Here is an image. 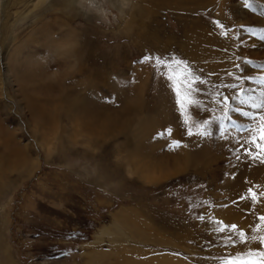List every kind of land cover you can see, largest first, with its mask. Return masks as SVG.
Returning <instances> with one entry per match:
<instances>
[{"label": "rangeland", "instance_id": "rangeland-1", "mask_svg": "<svg viewBox=\"0 0 264 264\" xmlns=\"http://www.w3.org/2000/svg\"><path fill=\"white\" fill-rule=\"evenodd\" d=\"M73 1L0 0V264H223L259 249L251 236L264 235L254 231L264 198L240 197L257 184L264 192V165L244 155L256 122L234 109L262 110L240 105L238 88L227 86L255 97L264 90L256 81L264 77L260 8L243 0H220V9L219 0ZM73 44L81 56L70 53ZM145 55L187 61L207 82L198 97L205 109L188 115L194 133L212 121L211 135H187L167 70ZM217 93L229 96L228 107ZM83 95L99 103L76 101L74 111L71 100ZM32 108L55 118L40 125ZM148 148L171 158L159 180L142 171L146 158L130 156ZM218 222L238 225L250 242L234 235L236 245L225 247L230 233H219ZM107 227L116 234H102Z\"/></svg>", "mask_w": 264, "mask_h": 264}, {"label": "snow or ice", "instance_id": "snow-or-ice-1", "mask_svg": "<svg viewBox=\"0 0 264 264\" xmlns=\"http://www.w3.org/2000/svg\"><path fill=\"white\" fill-rule=\"evenodd\" d=\"M244 6L255 10L256 7L260 8V15L264 16V4H260L259 0H243ZM223 27V25H220ZM252 29H249L251 31ZM261 33L264 34V28L261 29ZM227 35V33H224ZM145 62L153 61L157 69L164 67L167 71L162 73L168 81V86L174 93L175 104L178 106L181 115L184 117V123L188 124L187 135L198 137H207L211 135L209 128L212 124L210 120H203L197 125V131L194 133L191 126V116L188 115V110L190 107L195 109H205L204 102L198 97L204 92L201 85H205L207 82L202 80L199 76L195 75L193 70L188 66V62L181 60L176 57L165 60L161 57H152L145 55L143 57ZM250 62V61H249ZM240 67V65H237ZM264 67V65H261ZM236 79L239 80H250L254 79L253 76H237ZM258 84L264 85V77L256 78ZM227 87L236 89L238 92L235 99H238L240 105H250L252 108L262 110L257 114L251 112L242 111L241 108L237 107L234 110L240 112L244 117H248L255 121V127L246 129L249 132V137L244 141V145H250V147H244V155L252 161H258L261 165H264V90L261 91L259 97L249 95L242 86L237 84L228 85ZM217 96L221 97L216 100L218 105L223 107H228L230 104V98L228 95L217 93ZM223 110V108H222ZM231 120V117H228ZM233 126L235 124L233 123ZM171 135L172 130L166 129L165 132L159 133L160 136ZM173 147H179V141H173ZM237 159H240L238 156ZM260 188V185H254L247 189V193L241 195V200H251L254 204L260 203L261 199L264 198V192H257L256 189ZM203 220V217H200ZM258 223L254 226V231L259 233L261 229H264V215H259L257 217ZM221 226L217 229L219 233L229 232L230 235L225 237V247L235 246L236 240L233 239L234 235H238V239L241 243L248 244L249 238L248 234L243 230L239 229L236 224H224L223 222H218ZM251 241L259 242L261 247L256 250L249 249L246 252H238L234 255L229 254L224 260L223 264H264V235H253L251 236Z\"/></svg>", "mask_w": 264, "mask_h": 264}, {"label": "bare ground", "instance_id": "bare-ground-1", "mask_svg": "<svg viewBox=\"0 0 264 264\" xmlns=\"http://www.w3.org/2000/svg\"><path fill=\"white\" fill-rule=\"evenodd\" d=\"M68 0H64V3L65 2H67ZM193 1V3H197V4H199V3H201V0H192ZM212 2H214L215 4L217 3V1L218 0H211ZM74 1L73 0H71L70 2L68 1L66 4H67V7L68 6H70L72 3H73ZM167 2V1H166ZM222 4H223V2L222 1H220L219 0V6L217 7V8H222ZM182 7V6H181ZM238 7V11L239 12H244V7H241L240 5H238L237 6ZM176 8V7H175ZM183 9V8H182ZM184 10V9H183ZM246 12V11H245ZM249 14H250V11H249ZM248 14V15H249ZM259 16V15H258ZM197 24L198 25H195V27H193V28H197V29H199L200 30V28L202 27L203 28V26L202 25H200V23H198L197 22ZM195 31H197V30H195ZM131 33V32H130ZM154 35V34H153ZM200 35V34H199ZM192 36V35H191ZM135 37V36H134ZM137 37V36H136ZM188 38H190L189 37V35L187 36ZM137 39H139L138 37H137ZM56 42V41H55ZM72 47H69V48H72V49H70L71 51H70V53L71 54H73L74 53V57L75 56H81V52H80V49L78 50V49H75L74 48V44L73 45H71ZM75 50V51H74ZM196 52V51H195ZM16 54V53H15ZM18 54V53H17ZM246 54V53H245ZM196 59V58H195ZM262 63V62H261ZM16 65V64H15ZM19 66V65H18ZM36 66V65H35ZM32 68V67H31ZM17 70H18V73H20V75L22 74L21 73V71L22 70H19L18 69V67H17ZM25 70V69H24ZM28 71H29V69H28ZM251 71V70H250ZM31 74H33V73H35V71H33L32 69H31V71H29ZM38 72V71H37ZM29 73V74H30ZM28 75V74H27ZM24 78V77H23ZM62 82V81H61ZM59 83V82H58ZM43 86V85H42ZM54 86V85H53ZM52 86V87H53ZM61 87V86H60ZM48 88V87H47ZM70 88H71V86H70ZM75 88V87H74ZM48 90V89H47ZM54 91H56V90H54ZM61 91V90H60ZM90 92H92V91H90ZM47 95V94H46ZM52 95H53V93H52ZM67 95V94H66ZM94 95V94H93ZM95 96H96V94H95ZM64 97V96H63ZM99 97V96H98ZM49 100V99H48ZM68 101H69V99H68ZM72 101V103H71V107L73 108V110L74 111H77V106H76V104L74 103V102H76V101H79L81 104H86L88 107H91V105L92 106H94L95 107V104L96 103H99V99H95V98H93V97H91V96H87V95H83V97L82 98H78V99H73V100H71ZM102 101V100H101ZM65 102H67V101H65ZM68 103V102H67ZM98 106H99V104H97ZM68 106H70V105H68ZM101 106H102V104H101ZM101 106H99V107H101ZM34 107V106H33ZM103 107V106H102ZM33 109V108H32ZM71 109V108H70ZM96 109V108H95ZM108 109H110V108H108ZM72 111V110H71ZM99 111V110H98ZM73 112V111H72ZM81 111H79V113H80ZM68 113V112H67ZM109 115V114H108ZM69 116V115H68ZM71 116V115H70ZM33 117H34V120L37 122V123H39L40 125L41 124H45V123H47L48 124V122L50 121V120H53V119H51V118H55L54 117V115L51 117L50 115H48L47 113H45V112H42V110H39V109H33ZM66 117H67V115H66ZM97 118V117H96ZM116 118V117H115ZM88 122H90V121H88ZM127 122V121H126ZM49 123H51V122H49ZM148 124H149V122H148ZM44 126V125H43ZM126 126V125H125ZM142 127V126H141ZM139 128H140V126H139ZM143 130V129H142ZM152 135V134H151ZM156 136V135H155ZM157 137V136H156ZM156 137H154V139L153 140H155V138ZM157 139H159V137H157ZM142 140H144V139H142ZM142 140H141V143H142ZM204 140V139H203ZM149 141V140H148ZM140 142V141H139ZM152 142V144H153V141H151ZM155 142L158 144L159 142H157L156 140H155ZM144 143V142H143ZM149 143V142H148ZM147 143V144H148ZM199 143V141L197 140V141H195V144H193V143H191L190 145H191V147H196V145ZM146 145V144H145ZM149 145V144H148ZM147 145V146H148ZM154 145H155V143H154ZM161 145V144H160ZM149 147V146H148ZM153 147V146H152ZM157 147V146H156ZM135 149H136V147H135ZM148 151H149V148L147 149ZM146 150V151H147ZM157 150V149H156ZM146 151L145 150H139V151H137V150H135L134 152H133V154L132 153H130V156L131 155H133V158H134V160H136V157L138 158V159H144V158H146L147 159V161L145 162V161H142L143 162V166H141L142 167V171H143V168L145 169V173L147 174V178H150L149 180H152V179H157V177H156V173L158 172V173H162V172H164L163 170L166 168L165 167V165L167 166V157H166V153L168 154V152H166L165 154H164V152H163V154L165 155V157H166V159H164L163 157H160V155L155 151V149L153 148L152 150H150L148 153H146ZM131 152V151H130ZM160 152V151H159ZM169 154H171V153H169ZM173 155H174V153H173ZM162 156V155H161ZM171 159V158H170ZM170 159H169V161H170ZM175 159V158H174ZM168 161V162H169ZM133 162V161H132ZM178 161H176V163H177ZM172 163V162H171ZM169 164V163H168ZM137 166H138V164H136ZM139 165H141V164H139ZM168 166H170V164L168 165ZM177 167V166H176ZM138 169H139V167H138ZM158 170V171H157ZM166 170V169H165ZM168 170V169H167ZM171 172V171H170ZM145 173H143V174H145ZM173 173V172H172ZM158 176H160V175H158ZM163 176V175H162ZM146 177V176H145ZM157 180H159V178L157 179ZM149 182V181H148ZM116 222V221H115ZM114 224V223H113ZM115 225V224H114ZM117 225H119V221H117L116 222V228H118V226ZM115 226L113 227V228H115ZM119 228H120V226H119ZM114 231H115V229H114ZM113 230H111V229H109L108 227L107 228H105V229H103L102 231H101V233L102 234H104V233H112V234H116L115 232H114ZM117 231H118V229H117ZM135 264H140V263H135ZM167 264V263H166Z\"/></svg>", "mask_w": 264, "mask_h": 264}]
</instances>
